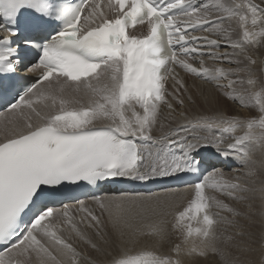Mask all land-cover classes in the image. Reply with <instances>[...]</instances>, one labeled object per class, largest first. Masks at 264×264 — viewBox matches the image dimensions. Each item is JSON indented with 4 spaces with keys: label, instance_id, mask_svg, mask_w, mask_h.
<instances>
[{
    "label": "snow or ice",
    "instance_id": "obj_1",
    "mask_svg": "<svg viewBox=\"0 0 264 264\" xmlns=\"http://www.w3.org/2000/svg\"><path fill=\"white\" fill-rule=\"evenodd\" d=\"M261 48L264 0H0V264H264ZM177 68L248 115L188 118ZM210 151L243 178L201 173ZM182 174L202 179L73 195ZM257 243L259 260L242 259Z\"/></svg>",
    "mask_w": 264,
    "mask_h": 264
},
{
    "label": "bare ground",
    "instance_id": "obj_2",
    "mask_svg": "<svg viewBox=\"0 0 264 264\" xmlns=\"http://www.w3.org/2000/svg\"><path fill=\"white\" fill-rule=\"evenodd\" d=\"M144 30L145 29L143 27H140L139 29H137V32L140 33V32H143ZM254 58L257 59V65L255 66L257 75L261 79H264V72L261 71V69L264 68V48H261V49L256 50L255 57ZM208 63L211 64L212 61H208ZM225 67H228V66H225ZM177 72H179L180 73V76L183 79H185L184 78V76H185V72L184 71H182L181 69L177 68ZM186 76H187V78L192 77V75H190V74H188ZM168 83H169V86H171L172 81L169 80ZM197 83H198V85H197ZM195 85L197 87V93H196V97L194 98V100L191 101V100L188 99V95H187L188 93H186L185 94V97H184L185 98V109L184 110L187 112L188 118H192V117L197 116V115H215V114H223V115H226V116H230V114L227 113L226 109L223 106L220 107V102L221 101L224 102V101L219 97L220 96L219 94H221V93L212 84H209V83H207V82H205V81H203V80H201V79H199V78L196 77V79H195ZM202 90H203V92H202ZM217 95H218V97H216ZM226 103L228 104V102H226ZM215 104H218V105H215ZM235 106H236V112L234 113V115H237V114H239V115H248V110L247 109L241 108L238 104H236ZM253 114H255V113H253ZM164 115L165 116L167 115V111L166 110L164 112ZM183 120H184L183 117H179L178 116L177 117V120L174 121V122H172V126L175 127V125L177 123L182 122ZM238 134H240V133H238ZM210 154L213 155V159H216L217 158V160H220V161L222 160V161H226L227 162L226 167H224L221 164V165H218V166H214V168L222 170L223 173H224V175H226V176H228V177L231 178V179L229 178V180H233L237 176H240V177L243 178L244 173L247 171V169H245L244 167H242L241 164L238 161H236L234 159H231V158L224 159L223 157H221V156H219V155H217V154H215L214 152H211V151L209 153H207L208 156H210ZM253 157L257 161L264 160V150L257 149L256 155L254 154ZM256 179H257V183H259L260 181H263V179H264L263 170H260L258 172V176L256 177ZM184 188L185 187H182L180 189L183 190ZM214 194H216V193H214ZM184 196H185L184 201H186L189 198L192 199L193 192L191 191L190 188H189L188 192L186 194H184ZM218 198H220V197H218ZM87 202H89V204H91V201H88L87 200ZM254 206L257 207V208H259V201L258 200L255 201V205ZM233 207H236V206L233 205ZM239 207H241V205L238 206V209H240ZM254 219L255 220H259V216L255 217ZM257 222L260 223L259 221H257ZM244 223H247V222L245 221ZM255 227H254V229H255ZM257 237L258 236H256V238ZM77 245L81 249H85L86 252H87V254L93 255V256L96 255L94 252H92L91 249H88L86 245L80 244L79 242H77ZM255 253L256 252L252 253V255L254 256ZM248 259L249 260H255V259L252 258V256L248 257Z\"/></svg>",
    "mask_w": 264,
    "mask_h": 264
},
{
    "label": "rangeland",
    "instance_id": "obj_3",
    "mask_svg": "<svg viewBox=\"0 0 264 264\" xmlns=\"http://www.w3.org/2000/svg\"><path fill=\"white\" fill-rule=\"evenodd\" d=\"M190 63H194V64H196L197 66H198V63L195 61V60H190L189 61ZM225 66H228L227 64L225 65ZM186 75H188L187 73H185V76H184V81H185V83H186V85L188 86V96L189 95H191V101H193L194 100V98L196 97V93H197V87H196V85H195V79H196V77H194V76H192V77H190V78H187V76ZM197 85H198V83H197ZM193 92V93H192ZM202 92H203V90H202ZM220 96V98L224 101V102H220V107H224L225 109H226V111H227V113H229L230 114V116H232V115H234V113L236 112V103H234V102H232V101H229V100H226V99H224L222 96H221V94H219ZM216 97H218V95L216 96ZM201 98V97H200ZM203 98V97H202ZM204 99V98H203ZM218 99V98H217ZM228 102V104L226 103V102ZM224 103V104H223ZM227 106H226V105ZM215 105H218V104H215ZM257 151V150H256ZM256 151L253 153V155L255 154L256 155ZM253 159H254V157H253ZM263 176H264V170H263ZM225 178L226 179H229L230 177H228V176H226L225 175ZM231 179V178H230ZM263 181H264V179H263ZM209 194H211V195H215V196H217V198L218 197H220L219 199H221V200H224L226 203H229V204H231L232 206L234 205V206H236V208H238V206H240L241 205V207H239L240 209L239 210H241V211H247L246 210V207H245V205H243V204H240V203H237L236 201H233V200H230V199H228L226 196H223V195H220L219 193H216V194H214V193H209ZM191 198H189V199H187L186 201H184L183 200V204H186L187 203V201L188 200H190ZM259 201V200H258ZM236 204H235V203ZM240 204V205H239ZM259 204H260V202H259ZM238 205V206H237ZM244 206V207H243ZM243 209V210H242ZM257 221H259V220H256V227H255V229H254V227L253 228H251L250 230L251 231H253V232H255L256 233V236H258L256 239H257V241L259 240V237H260V233H261V228H260V223H258ZM241 222L242 223H244L245 221L244 220H241ZM246 224V223H245ZM259 224V225H258ZM260 230V231H259ZM254 247H256V249H257V251H256V253H255V255L253 256L252 255V253L251 254H248V255H246L245 257L244 256H242L241 258H243V259H248V257H250V256H252V258L253 259H255V260H259V256H260V252L258 251L259 250V244L257 243L256 245H254ZM165 251H166V249H165ZM258 256V257H257ZM255 257V258H254ZM257 258V259H256Z\"/></svg>",
    "mask_w": 264,
    "mask_h": 264
}]
</instances>
